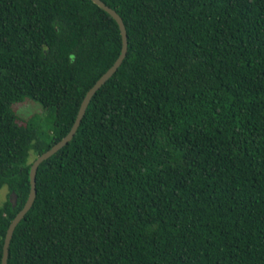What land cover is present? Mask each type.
<instances>
[{
  "label": "trees",
  "instance_id": "obj_1",
  "mask_svg": "<svg viewBox=\"0 0 264 264\" xmlns=\"http://www.w3.org/2000/svg\"><path fill=\"white\" fill-rule=\"evenodd\" d=\"M102 1L126 55L39 164L7 264H264V0ZM121 45L92 0H0V264L30 152L68 133ZM25 98L50 129L15 114Z\"/></svg>",
  "mask_w": 264,
  "mask_h": 264
},
{
  "label": "water",
  "instance_id": "obj_2",
  "mask_svg": "<svg viewBox=\"0 0 264 264\" xmlns=\"http://www.w3.org/2000/svg\"><path fill=\"white\" fill-rule=\"evenodd\" d=\"M92 1L95 4H97L100 8L105 10L109 15H111L113 17V19H115V21L117 22L119 29H120L121 41H122L120 53H119L118 57L116 58V60L114 61V63L107 69V71H105L98 78V80L86 92V94H85L84 98L82 99L81 104L79 106L78 113H77L76 118L73 122V125L71 126L68 133L62 139H60L55 144H53L49 149H47L46 151L37 155L36 158L33 160L32 164L30 166V170H29L30 191H29L28 197H27L23 207L14 216V218L12 219V221L10 222V224L6 230L4 243H3V252H2V258H1V264H7L9 245H10V241H11V238L13 235V231H14L16 225L23 218V216L30 209V207L32 206V204L34 202V199L36 196V172H37V168H38L39 164L43 160L49 158L52 154H54L56 151H58L61 147H63L67 142H69L72 139V137L75 134V132H76V130L80 124V121H81V119L85 113V110H86V108L90 102V99L92 98L94 93L97 91V89H99L105 83V81L107 79H109L112 76V74L117 70V68L120 66V64L122 63V61L126 55L127 45H128V43H127V32H126V28H125V25L123 23L121 16L114 9H112L111 7L106 5L102 0H92ZM15 200H16L15 197H13L12 198L13 204H15Z\"/></svg>",
  "mask_w": 264,
  "mask_h": 264
},
{
  "label": "rangeland",
  "instance_id": "obj_3",
  "mask_svg": "<svg viewBox=\"0 0 264 264\" xmlns=\"http://www.w3.org/2000/svg\"><path fill=\"white\" fill-rule=\"evenodd\" d=\"M12 109L15 114L22 120L34 122L39 125V132H45L52 126V118L47 110H45L41 104L31 98H25L21 102L13 103ZM34 152H30L29 162L35 158ZM10 197L8 188L3 186L0 188V205L4 203Z\"/></svg>",
  "mask_w": 264,
  "mask_h": 264
}]
</instances>
